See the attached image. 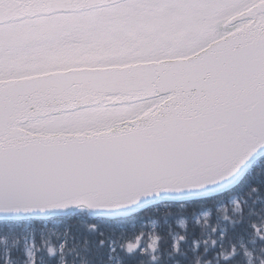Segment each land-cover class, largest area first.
<instances>
[{
  "label": "snow or ice",
  "instance_id": "1",
  "mask_svg": "<svg viewBox=\"0 0 264 264\" xmlns=\"http://www.w3.org/2000/svg\"><path fill=\"white\" fill-rule=\"evenodd\" d=\"M0 264H264V0H0Z\"/></svg>",
  "mask_w": 264,
  "mask_h": 264
}]
</instances>
